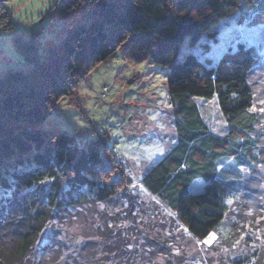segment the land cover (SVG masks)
Returning <instances> with one entry per match:
<instances>
[{"label": "trees", "instance_id": "16d2710c", "mask_svg": "<svg viewBox=\"0 0 264 264\" xmlns=\"http://www.w3.org/2000/svg\"><path fill=\"white\" fill-rule=\"evenodd\" d=\"M7 1L0 0V27L14 29ZM249 9L257 14L250 19L253 23L264 21V0L55 1L49 12L52 20L66 24L78 10L83 11L81 17L66 37L48 46L33 68L9 67L0 76V264H62L63 252L51 258L62 217L129 195L131 176L105 138L81 144L73 134L40 127L60 99L75 98L80 82L118 51L126 61L150 60L168 69L177 141L143 175L142 185L190 236L206 239L217 233L218 243L237 244L238 237L225 227L229 210L232 231L238 234L240 221L249 222L246 211H257L263 203L264 57L244 41L214 65L193 52L183 60L178 56L186 40L194 46L221 20L237 12L242 19ZM14 45L28 53V60L37 56L34 37L18 32ZM195 97L218 99L226 120L223 133L211 131ZM199 180L203 189L190 190ZM230 203L238 208L229 209ZM122 205L126 207L124 198ZM256 226L264 238V226ZM244 236L251 245L253 240ZM118 239L99 242L84 236L72 261L64 264L101 263L94 248L102 245L107 251ZM166 255L148 264H195L180 253ZM240 256L237 264H264V243Z\"/></svg>", "mask_w": 264, "mask_h": 264}, {"label": "rangeland", "instance_id": "374dc122", "mask_svg": "<svg viewBox=\"0 0 264 264\" xmlns=\"http://www.w3.org/2000/svg\"><path fill=\"white\" fill-rule=\"evenodd\" d=\"M55 1H7V11L14 20L15 27H0V76L9 67L27 71L33 68L35 60L42 58L48 46L66 37L75 19L81 17L83 11L78 10L69 17L70 19L67 18L69 20L66 19V24L60 19L52 20L49 12ZM248 11L249 15L243 16L242 19L239 12L224 18L194 46H190L186 40L178 60H183L189 52H193L202 61L214 65L226 51L235 50L240 41L254 46L264 57V21L253 23L250 19L257 14L251 9ZM18 32L27 39L34 37L38 47L34 59L28 60V53L15 47L14 36ZM262 70L263 82L264 69ZM167 73V68L150 60L140 63L126 61L118 51L99 63L90 75L80 82L75 98L60 99L52 113L40 124L41 128L49 131L60 130L73 134L81 144L92 138H105L116 158L131 176L128 196H121V199L113 204L86 205L62 217V232L60 237H56L58 244L53 245V239L50 240L53 245H49L53 247L51 258L56 257L60 251L59 254L63 252L62 257L60 256L62 264L68 259L72 261L75 255L72 252L78 240L84 236L99 242L112 241L115 236H120L107 251H104L102 245L94 248V256L103 260L96 264H106L105 262L110 261L111 264H136L134 258L148 264L151 260L158 262L161 255H169L170 252L180 253L186 261L195 264H237L235 260L240 253L243 256L257 247H262L263 230L258 229L256 224L264 226V195L263 203L257 211H246V214H250L247 217L249 222L244 224L240 221L244 229L239 224L238 234L232 231L235 230L232 225L234 216L230 215L232 211L229 210L225 227H229L231 234L238 237L237 244L232 245L218 243L217 233H212L206 239L190 236L178 222L172 220L170 209L150 195L142 185L143 175L158 163L177 141L166 84ZM131 80L133 81L130 82ZM195 101L211 131L214 134L223 133L226 120L218 99L195 97ZM245 175L247 176V173ZM203 186L204 182L199 180L191 185L190 190L200 191ZM123 198L126 207L122 205ZM229 206L231 210L238 208L237 203H230ZM55 227L60 226L56 224ZM56 231L60 229L57 228ZM244 235L253 240L251 245L247 243ZM117 245L120 248L110 253L109 249Z\"/></svg>", "mask_w": 264, "mask_h": 264}, {"label": "water", "instance_id": "95a60500", "mask_svg": "<svg viewBox=\"0 0 264 264\" xmlns=\"http://www.w3.org/2000/svg\"><path fill=\"white\" fill-rule=\"evenodd\" d=\"M133 80H131L130 82H132Z\"/></svg>", "mask_w": 264, "mask_h": 264}, {"label": "built area", "instance_id": "2783aa9c", "mask_svg": "<svg viewBox=\"0 0 264 264\" xmlns=\"http://www.w3.org/2000/svg\"><path fill=\"white\" fill-rule=\"evenodd\" d=\"M104 95V94H103Z\"/></svg>", "mask_w": 264, "mask_h": 264}]
</instances>
